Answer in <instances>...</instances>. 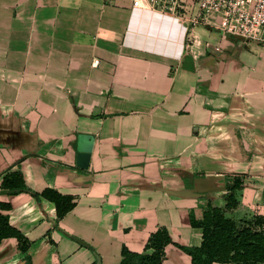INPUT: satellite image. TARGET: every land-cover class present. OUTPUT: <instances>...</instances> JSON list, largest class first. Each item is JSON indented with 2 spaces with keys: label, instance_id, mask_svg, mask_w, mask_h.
<instances>
[{
  "label": "crops",
  "instance_id": "0c3cea01",
  "mask_svg": "<svg viewBox=\"0 0 264 264\" xmlns=\"http://www.w3.org/2000/svg\"><path fill=\"white\" fill-rule=\"evenodd\" d=\"M19 168L75 207L3 191ZM229 175L246 179L227 216L264 214V44L132 0H0V201L32 240L4 237L0 264H98L74 236L119 264L161 226L162 264H193L176 243L201 245L192 215L226 205Z\"/></svg>",
  "mask_w": 264,
  "mask_h": 264
},
{
  "label": "trees",
  "instance_id": "16d2710c",
  "mask_svg": "<svg viewBox=\"0 0 264 264\" xmlns=\"http://www.w3.org/2000/svg\"><path fill=\"white\" fill-rule=\"evenodd\" d=\"M227 178L229 193L226 205L219 207L210 204L201 220L192 215V224L203 228L201 245L176 244L192 256L193 264H264V214H256L242 223L227 216V212L235 211L241 206L236 191L244 187L246 179L243 175H229ZM2 188L8 193L28 191L39 198L44 196L53 200L59 217H63L76 205V197L72 194H64L53 188L37 192L26 183L20 168L5 174ZM11 207L10 203L0 201V242L4 237H17L19 249L27 252L32 240L10 223L8 210ZM74 237L92 248L97 259H100L99 253L89 243ZM171 242L173 239L168 228L161 226L151 234L144 251H132L124 246L119 264H162L166 257V246ZM26 258L30 263V257L27 255Z\"/></svg>",
  "mask_w": 264,
  "mask_h": 264
},
{
  "label": "built area",
  "instance_id": "2783aa9c",
  "mask_svg": "<svg viewBox=\"0 0 264 264\" xmlns=\"http://www.w3.org/2000/svg\"><path fill=\"white\" fill-rule=\"evenodd\" d=\"M132 3L135 7L162 12H183L193 25L215 26L225 36L264 44V0H132Z\"/></svg>",
  "mask_w": 264,
  "mask_h": 264
},
{
  "label": "water",
  "instance_id": "95a60500",
  "mask_svg": "<svg viewBox=\"0 0 264 264\" xmlns=\"http://www.w3.org/2000/svg\"><path fill=\"white\" fill-rule=\"evenodd\" d=\"M94 137L88 134L81 133L78 135V159L79 165L87 167L90 159L91 150L93 147ZM98 264L100 260L98 259Z\"/></svg>",
  "mask_w": 264,
  "mask_h": 264
}]
</instances>
